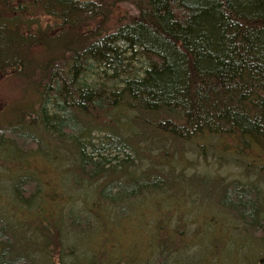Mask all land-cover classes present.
Instances as JSON below:
<instances>
[{"label":"trees","instance_id":"obj_1","mask_svg":"<svg viewBox=\"0 0 264 264\" xmlns=\"http://www.w3.org/2000/svg\"><path fill=\"white\" fill-rule=\"evenodd\" d=\"M2 79L27 91L0 113V264H135L100 213L164 191L161 176L130 172L161 143L163 160L171 146L191 147L257 178L211 179L212 195L227 223L264 245V0H0ZM27 209L41 213L30 239L46 261L9 216ZM81 219L97 225L84 232ZM77 239L95 247L80 258ZM179 241L156 243L146 264H204Z\"/></svg>","mask_w":264,"mask_h":264},{"label":"rangeland","instance_id":"obj_2","mask_svg":"<svg viewBox=\"0 0 264 264\" xmlns=\"http://www.w3.org/2000/svg\"><path fill=\"white\" fill-rule=\"evenodd\" d=\"M24 91H27L25 87ZM24 91L9 81L0 80V113L25 102ZM132 133H136V131L133 129ZM139 144L138 140H135L136 148L142 146H139ZM162 145L163 143L159 144V146L150 147L151 145L148 144L150 149L147 150L146 158L142 160L140 165L136 161L137 167L135 170L132 168L130 172L134 176L150 172L153 179L154 175L161 176L167 187L164 188V191L151 197L140 195L135 199H129L128 206L136 205L126 208L121 206L120 212H116V214L100 213L101 226L107 228L105 234L107 235L110 230V235L114 241L118 240V244L122 247L128 246L126 249L130 251L126 257L129 260H135V264H140L141 262L146 264L147 261H151L152 258L150 257L156 250V243L164 244L175 240H180L178 244L181 248L183 246L189 247L186 253L182 255L189 261L193 260L194 255H196L204 264H253L258 254L264 251V245L253 243L248 234L235 227V223H227V219L219 213L221 208L217 205V198L212 195L213 189H219V187L216 186L217 182L211 179L220 181V178L225 177L222 179L225 184L231 180L248 184L250 181H256L257 178L248 176L249 173L244 175L243 169L239 168L234 161L224 162L225 164L223 165L216 164L215 159L209 156L203 158L191 147L180 148L179 145L171 146L169 149L171 156H169L168 160H163L159 152V149L163 150ZM164 147L167 148V146ZM176 159H181V166L184 169L175 162ZM117 162L116 160L112 161V164ZM169 162L170 164H168ZM206 177H208V180L201 184ZM262 179L259 181H262L260 186L264 190V177ZM200 184L201 186H199ZM78 195L83 197L87 193L80 192ZM6 196L4 194V199L8 200ZM89 197L92 199V194ZM76 202L77 205L80 204L78 201ZM160 202H163L164 207H160ZM189 206L193 207L191 215L178 218V214H175V212L178 213L179 210H184V208ZM122 208L123 210H121ZM12 213L16 215L17 221L21 222L26 228L25 241L22 246H30L32 248L30 250L31 253L37 257L38 261H46V258H41L45 255L35 254L39 250H44L43 245L37 240L33 242L30 239L37 233L36 223L38 222L36 218L40 217L41 213L36 212L34 209H27V211L21 210L19 213L12 211L9 216L12 217ZM209 217L217 219L219 225L217 228L205 225L204 221ZM81 218L84 217L82 216ZM80 221L82 230H85L84 232L97 225L94 220H89L90 226H88L87 221L83 219ZM159 221L166 226L163 232L154 236V227ZM103 227L102 229H105ZM173 229H179V233L174 232ZM148 240L150 241L149 243L147 242ZM73 242L79 248L76 253L80 258L84 254V248L92 249L95 247L92 243L86 244L84 241L81 243L79 239L73 240ZM228 248L231 252L227 256ZM149 250H152L151 254L148 253ZM88 251V254H92L90 250ZM60 256L61 259H64L66 253L55 254L49 259L57 262ZM176 256V254L173 256L175 261L177 260ZM94 257L95 261L98 262V256L96 258L94 255ZM113 257L116 256L114 255ZM114 261H112V264H114ZM164 262L166 264H174L173 260ZM87 263L85 258L80 262V264ZM129 264H132L131 261H129Z\"/></svg>","mask_w":264,"mask_h":264},{"label":"water","instance_id":"obj_3","mask_svg":"<svg viewBox=\"0 0 264 264\" xmlns=\"http://www.w3.org/2000/svg\"><path fill=\"white\" fill-rule=\"evenodd\" d=\"M259 263H264V259H260L259 260Z\"/></svg>","mask_w":264,"mask_h":264}]
</instances>
